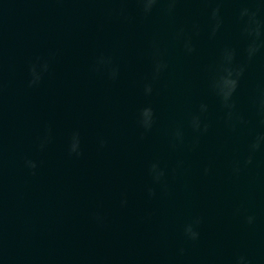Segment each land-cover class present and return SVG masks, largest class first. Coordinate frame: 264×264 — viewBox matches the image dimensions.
<instances>
[{"label":"water","instance_id":"water-1","mask_svg":"<svg viewBox=\"0 0 264 264\" xmlns=\"http://www.w3.org/2000/svg\"><path fill=\"white\" fill-rule=\"evenodd\" d=\"M258 135L264 0H0V264H264Z\"/></svg>","mask_w":264,"mask_h":264},{"label":"clouds","instance_id":"clouds-1","mask_svg":"<svg viewBox=\"0 0 264 264\" xmlns=\"http://www.w3.org/2000/svg\"><path fill=\"white\" fill-rule=\"evenodd\" d=\"M140 2L143 4L144 11L148 12L150 11L153 4L156 3V0H140ZM170 3H174V0H170ZM218 12V9H213L212 16L213 18L216 17V14ZM248 15L249 20L247 25L244 28V33L250 37V43L247 47V53L249 58H251L260 48L261 44L257 43L261 36V26L259 21L256 20V12H249L247 8L243 9L241 11V16ZM215 31V29H214ZM187 46V45H186ZM188 50L191 51L192 49L188 47ZM233 52L230 50H226L225 56H224V66L221 69V73L217 79H215L212 83V87L216 91L217 95L221 98L224 106L229 109V119L232 116L231 108L233 105L229 103L233 93L235 92L238 84V78L242 75L243 69L242 68H233L231 66L232 60H233ZM159 65L157 66V70H159ZM146 91H150V88L146 89ZM201 109L204 110L205 106H201ZM142 116L145 118L144 123L145 126H149L148 118L151 116V110L150 109H144L142 112ZM192 126L194 130H200L199 125V119L193 118ZM204 131L207 130V126L205 125ZM264 143V135H258L255 137L253 142L250 144V152H255L257 149L260 148L261 144ZM75 149V145H73V150ZM252 162V157L249 155L247 160L245 161L246 164H250ZM29 167L34 168L35 164L33 162H28ZM155 165L152 166V171L155 172ZM235 171H238L237 169H234ZM207 171V169H205ZM162 172H157L154 176V179H159L160 176H162ZM149 194H152V190L149 189ZM253 217L249 216L247 218L248 223H252ZM196 223H199V220L196 221ZM185 235L192 240L197 239L198 233L193 230L192 225H187L184 229ZM243 259L242 257L240 258Z\"/></svg>","mask_w":264,"mask_h":264}]
</instances>
